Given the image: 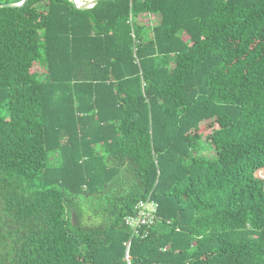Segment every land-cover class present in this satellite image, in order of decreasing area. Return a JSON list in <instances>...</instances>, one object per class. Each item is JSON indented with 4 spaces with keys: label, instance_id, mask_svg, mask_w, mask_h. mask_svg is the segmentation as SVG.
Listing matches in <instances>:
<instances>
[{
    "label": "trees",
    "instance_id": "16d2710c",
    "mask_svg": "<svg viewBox=\"0 0 264 264\" xmlns=\"http://www.w3.org/2000/svg\"><path fill=\"white\" fill-rule=\"evenodd\" d=\"M0 264H264V0L0 7Z\"/></svg>",
    "mask_w": 264,
    "mask_h": 264
},
{
    "label": "built area",
    "instance_id": "2783aa9c",
    "mask_svg": "<svg viewBox=\"0 0 264 264\" xmlns=\"http://www.w3.org/2000/svg\"><path fill=\"white\" fill-rule=\"evenodd\" d=\"M157 209L158 204L150 197H148L146 201H138L134 205L132 214L124 219L125 224L131 231V238H144L148 235L150 226L158 219ZM130 239L123 244L126 247V256L128 254Z\"/></svg>",
    "mask_w": 264,
    "mask_h": 264
},
{
    "label": "water",
    "instance_id": "95a60500",
    "mask_svg": "<svg viewBox=\"0 0 264 264\" xmlns=\"http://www.w3.org/2000/svg\"><path fill=\"white\" fill-rule=\"evenodd\" d=\"M27 0H23L21 3H15V4H7V3H0V7H5V8H16V7H21ZM76 8L78 9H89L93 5H95L99 0H84L80 1L79 0H69ZM127 260L130 258L127 257Z\"/></svg>",
    "mask_w": 264,
    "mask_h": 264
},
{
    "label": "rangeland",
    "instance_id": "374dc122",
    "mask_svg": "<svg viewBox=\"0 0 264 264\" xmlns=\"http://www.w3.org/2000/svg\"><path fill=\"white\" fill-rule=\"evenodd\" d=\"M80 1H84V0H80ZM140 22L150 27L156 23V17H154V16H143L140 19ZM147 33H150V32L148 31ZM2 114H4V112ZM198 155H200L202 157H206L208 159L215 157L214 151L212 149H208L204 145L201 146Z\"/></svg>",
    "mask_w": 264,
    "mask_h": 264
},
{
    "label": "bare ground",
    "instance_id": "6f19581e",
    "mask_svg": "<svg viewBox=\"0 0 264 264\" xmlns=\"http://www.w3.org/2000/svg\"><path fill=\"white\" fill-rule=\"evenodd\" d=\"M79 2H80V0H79Z\"/></svg>",
    "mask_w": 264,
    "mask_h": 264
}]
</instances>
